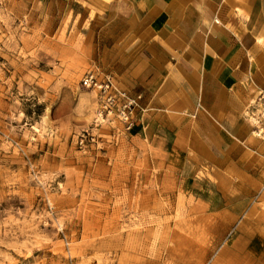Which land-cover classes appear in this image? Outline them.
Returning a JSON list of instances; mask_svg holds the SVG:
<instances>
[{"label":"rangeland","instance_id":"rangeland-1","mask_svg":"<svg viewBox=\"0 0 264 264\" xmlns=\"http://www.w3.org/2000/svg\"><path fill=\"white\" fill-rule=\"evenodd\" d=\"M79 2L0 0V264H251L264 168L219 177L99 120Z\"/></svg>","mask_w":264,"mask_h":264},{"label":"crops","instance_id":"crops-1","mask_svg":"<svg viewBox=\"0 0 264 264\" xmlns=\"http://www.w3.org/2000/svg\"><path fill=\"white\" fill-rule=\"evenodd\" d=\"M79 1L105 30L107 75L143 96L133 134L219 177L264 168V141L245 119L264 91V0ZM250 246L251 264H264V230Z\"/></svg>","mask_w":264,"mask_h":264},{"label":"built area","instance_id":"built-area-1","mask_svg":"<svg viewBox=\"0 0 264 264\" xmlns=\"http://www.w3.org/2000/svg\"><path fill=\"white\" fill-rule=\"evenodd\" d=\"M82 86L96 92L99 99L98 119L118 124L124 133H131L138 121V113L143 111V96L131 95L120 89L110 75L88 72L81 80ZM245 119L253 126V134L264 141V91L257 94L245 112Z\"/></svg>","mask_w":264,"mask_h":264}]
</instances>
